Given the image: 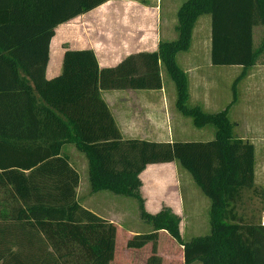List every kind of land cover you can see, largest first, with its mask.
Here are the masks:
<instances>
[{
  "label": "trees",
  "instance_id": "1",
  "mask_svg": "<svg viewBox=\"0 0 264 264\" xmlns=\"http://www.w3.org/2000/svg\"><path fill=\"white\" fill-rule=\"evenodd\" d=\"M107 1L0 0L1 227L16 224L28 235L37 234L58 264L111 263L117 226L78 203L80 175L63 151L71 144L87 158L95 192L136 199L142 218L152 224V232L127 242L130 249L152 244L147 264H162L161 231L182 245L183 264H264V224L245 220L238 211L243 193L255 186V146L233 135L228 109L207 113L186 104L187 79L176 62V55L190 47L198 18L210 15L212 64L255 65L261 50L253 47L254 28L264 26V0H184L177 13L179 38L143 56L145 73L133 75L132 58L101 69L92 51H67L61 75L47 80L55 28ZM160 60L176 85L178 109L198 127L214 126L212 141L122 138L101 91L160 88ZM173 161L211 201L210 234L188 242L182 240L179 218L167 208L149 214L140 193L139 175L148 165Z\"/></svg>",
  "mask_w": 264,
  "mask_h": 264
},
{
  "label": "crops",
  "instance_id": "2",
  "mask_svg": "<svg viewBox=\"0 0 264 264\" xmlns=\"http://www.w3.org/2000/svg\"><path fill=\"white\" fill-rule=\"evenodd\" d=\"M177 3L178 0H109L58 25L49 43L46 79L52 80L61 75L67 51L82 50L92 51L101 69L116 68L128 58H132L136 69L133 75L145 73L143 56L157 52L162 43L178 39ZM258 27L263 26L254 28V35L257 38ZM260 38L261 32L258 40ZM262 44L259 43L255 48L261 50L255 65L247 69L242 66L213 65L211 46L202 52L199 50L201 48L199 43L194 45L191 43L186 51L179 52L176 55V62L187 79L186 104L190 107L199 106L207 113H219L228 109L233 135L254 144L256 160L257 155H262L255 162V186L243 193L238 211L245 220L264 223ZM200 52H206L205 56H201ZM180 54H184L183 57L180 58ZM159 70L163 84L160 88L122 87L101 91L102 99L108 105L122 138L160 143L212 141L215 138V127L212 125L198 127L192 117L184 115L178 109L177 88L161 60ZM226 76L227 82H223ZM218 81H221V87L217 85ZM235 81L238 82L236 96L233 92ZM187 119H190L197 129L199 139L192 140L185 136L183 126ZM63 151L69 155L73 167L80 175L76 189L78 203L102 220L117 226L114 258L110 264H147L151 253L148 245L141 249H129L118 243L119 231L123 230L121 224L124 216V207L119 206L118 202L125 198L106 191L93 192L89 184L88 160L85 155L71 144L64 146ZM186 173L187 171L174 161L148 165L139 175L142 183L140 193L146 212L156 215L165 208L170 209L181 224L200 222L199 219L203 216L210 218V199L207 196V198L200 196L201 188L192 175L188 172L191 175V178H188ZM185 189L188 191L189 201L185 199ZM201 206L202 211L197 209ZM136 234L128 230L125 242ZM179 247L181 248L169 250L167 254H163L157 248V255L163 257L162 264H174L180 251L179 261L183 264V247L182 245ZM47 248L51 255H55L51 248Z\"/></svg>",
  "mask_w": 264,
  "mask_h": 264
},
{
  "label": "rangeland",
  "instance_id": "3",
  "mask_svg": "<svg viewBox=\"0 0 264 264\" xmlns=\"http://www.w3.org/2000/svg\"><path fill=\"white\" fill-rule=\"evenodd\" d=\"M183 2L184 0H178V3L176 5L177 13ZM263 27H258L256 31L258 34V38L261 32L260 40H258L256 35H254L253 38L254 49L258 47L259 43L262 44V42L264 41ZM259 29L261 31H259ZM178 38H179V34H178ZM191 43L193 45L195 43H199L201 47L199 50L202 52L208 50V48L211 46V16L210 15H202L198 18L195 27L193 29ZM28 51L29 50H26V53ZM202 52H200L201 56L204 55V53H206V52L204 53ZM183 55L184 54H180V58L183 57ZM224 81L227 82V76L225 79H223V82ZM218 82L219 84L217 85L221 87V81ZM178 129H180V126H178ZM196 131L197 129L192 125L191 120L187 119L186 124L183 126V132L185 133V136L188 137V139H192V140L199 139V136L197 135ZM259 146L260 144L258 143V147ZM261 156L262 155L260 154L257 155V160L260 159ZM186 174L187 177L189 176L188 178H191L190 177L191 175L188 172ZM90 188L92 189L93 192H95L91 184H90ZM103 191H98V192H103ZM109 193L113 194L112 192ZM187 193L188 191L185 189V199L189 201L187 198ZM199 194L201 197L207 198L202 191H199ZM120 198H125V199H123L121 202H118L119 206L124 207L123 222L121 224V229L123 230L119 231L120 234H119L118 243L120 246L124 247L125 245L127 247L126 242H128V240L126 242L125 240L127 238L126 233L128 230L133 231V233L144 234V233L152 232L153 226L149 221H146L145 219L142 218L141 212L139 210L138 202L136 201V199L131 197H122V196ZM193 204L196 205L194 201ZM186 206H187V202H186ZM97 208H101V207L97 206ZM197 209L202 211L203 206ZM199 220L201 221L197 223H192V222H188V224L179 223V231L183 242H188L195 238L210 234L211 224H210L209 216L208 217L203 216ZM157 239H158L157 248L160 249L163 252V254L169 253V250H174L175 248L177 249L181 248L179 247L180 243L173 240L168 233H164L162 231L158 232ZM148 250L151 251L150 253L151 256L152 244H148ZM180 253L177 255L176 258L178 259H175L174 264H182V262L179 261L181 259ZM163 256H167V255H163ZM160 257L163 260V257L162 256ZM0 264H58V263L55 262L54 258L50 254V251L48 250L47 246L44 244L40 236H38L37 234H34L32 236L28 235L27 233H24L22 231V226L16 224H10L9 226H6L4 229L0 225ZM192 264H202V263L194 262Z\"/></svg>",
  "mask_w": 264,
  "mask_h": 264
},
{
  "label": "built area",
  "instance_id": "4",
  "mask_svg": "<svg viewBox=\"0 0 264 264\" xmlns=\"http://www.w3.org/2000/svg\"><path fill=\"white\" fill-rule=\"evenodd\" d=\"M264 224V223H263Z\"/></svg>",
  "mask_w": 264,
  "mask_h": 264
}]
</instances>
